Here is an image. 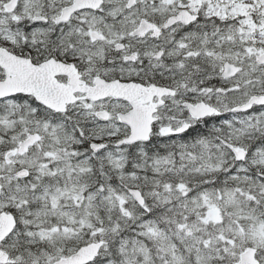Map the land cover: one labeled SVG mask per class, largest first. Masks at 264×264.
<instances>
[{"label":"snow or ice","instance_id":"snow-or-ice-1","mask_svg":"<svg viewBox=\"0 0 264 264\" xmlns=\"http://www.w3.org/2000/svg\"><path fill=\"white\" fill-rule=\"evenodd\" d=\"M0 264H264V0H0Z\"/></svg>","mask_w":264,"mask_h":264}]
</instances>
